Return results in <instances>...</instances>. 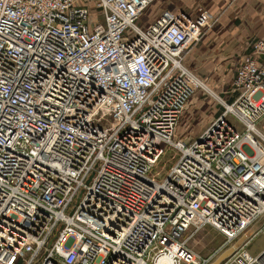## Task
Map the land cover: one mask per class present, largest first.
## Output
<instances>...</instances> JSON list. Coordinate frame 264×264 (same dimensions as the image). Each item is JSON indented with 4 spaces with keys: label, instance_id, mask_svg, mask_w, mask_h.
<instances>
[{
    "label": "built area",
    "instance_id": "1",
    "mask_svg": "<svg viewBox=\"0 0 264 264\" xmlns=\"http://www.w3.org/2000/svg\"><path fill=\"white\" fill-rule=\"evenodd\" d=\"M152 1L0 0V264H211L243 236L216 264H264L247 249L264 233V38L224 109L175 138L203 87L183 55L216 17L165 8L142 29ZM205 225L224 240L203 256L184 234Z\"/></svg>",
    "mask_w": 264,
    "mask_h": 264
},
{
    "label": "rangeland",
    "instance_id": "2",
    "mask_svg": "<svg viewBox=\"0 0 264 264\" xmlns=\"http://www.w3.org/2000/svg\"><path fill=\"white\" fill-rule=\"evenodd\" d=\"M202 6L209 7L210 0H197ZM183 0H153L149 3V6L142 11L141 17L138 19L137 24L145 29L149 21L154 19L160 12V10L165 8H170L173 10L181 9L183 6ZM203 8V7H202ZM225 12V11H224ZM213 16V15H212ZM223 18V20L220 19ZM213 23L210 27L203 30L200 39L197 42L196 48L203 44L204 48L208 50H216L221 54L222 64L214 65L211 74L214 76L211 81L204 79L203 75L196 73L192 67L184 60V63L193 71V73L200 78V81L204 86H199L195 93L190 97L184 111L180 115L174 132L175 138H182L184 140H192L196 137L208 124L209 122L224 108L220 104L221 97L223 100L230 102L231 100V81L234 76V69L239 62L234 61V58L229 54L230 50L236 47L235 43L229 42L230 37H235L234 27L231 22H227L223 11L219 10V15L215 16ZM196 48L192 49L194 51ZM247 48V43L245 44ZM227 55V56H226ZM222 68H221V67ZM217 67V68H216ZM209 89V90H208ZM219 96V97H218ZM230 122H234L237 127L242 130V124L238 122L233 115H227ZM173 150L169 147L161 155L158 163L154 167V170H160V172H165L172 163L170 159V154ZM185 237H188V246H190L194 251L205 256L213 252L219 245L223 242L224 236L219 234L212 227L205 225L204 227L193 232L192 228H189L185 232ZM235 242L226 245L224 248H231ZM223 248V249H224ZM249 252L253 254H258L264 249V233H259L252 238V241L247 246ZM228 250V249H227ZM220 253L216 254V258Z\"/></svg>",
    "mask_w": 264,
    "mask_h": 264
},
{
    "label": "crops",
    "instance_id": "3",
    "mask_svg": "<svg viewBox=\"0 0 264 264\" xmlns=\"http://www.w3.org/2000/svg\"><path fill=\"white\" fill-rule=\"evenodd\" d=\"M183 4L181 9L175 11H184L192 16L197 15L202 10L214 16L219 15L220 9L223 11L227 22L230 21L234 27V41L230 37L229 42L232 40L236 47L231 49L228 55L231 54L236 58L234 59L236 62H240L241 57L251 51V44L255 38H264V0H210V6L206 8L200 5L197 0H183ZM221 17L220 19L223 20ZM246 43L247 48H245ZM197 45H193L183 55V60L196 73H200L204 79L212 82L214 76L211 71L214 65L218 67L219 64H222V56L215 49L208 50L204 48L203 44L196 48ZM194 48L196 49L192 51ZM257 126L264 133V117L259 120Z\"/></svg>",
    "mask_w": 264,
    "mask_h": 264
},
{
    "label": "water",
    "instance_id": "4",
    "mask_svg": "<svg viewBox=\"0 0 264 264\" xmlns=\"http://www.w3.org/2000/svg\"><path fill=\"white\" fill-rule=\"evenodd\" d=\"M243 238H244V236L241 237V238H239V239H237L236 242L234 243V245L231 246L230 249L235 248L236 245H237L239 242H241ZM229 251H230V250H227V249H226V251L222 252L221 255H220L215 261H213L211 264H216V263H217V262H218L223 256H225Z\"/></svg>",
    "mask_w": 264,
    "mask_h": 264
},
{
    "label": "bare ground",
    "instance_id": "5",
    "mask_svg": "<svg viewBox=\"0 0 264 264\" xmlns=\"http://www.w3.org/2000/svg\"><path fill=\"white\" fill-rule=\"evenodd\" d=\"M200 84L205 88V86L200 82ZM206 89V88H205ZM209 90V89H208ZM228 250H231L230 248H228ZM167 262V259L166 258H163L162 260H161V263L162 264H165Z\"/></svg>",
    "mask_w": 264,
    "mask_h": 264
},
{
    "label": "trees",
    "instance_id": "6",
    "mask_svg": "<svg viewBox=\"0 0 264 264\" xmlns=\"http://www.w3.org/2000/svg\"><path fill=\"white\" fill-rule=\"evenodd\" d=\"M231 101V100H230Z\"/></svg>",
    "mask_w": 264,
    "mask_h": 264
}]
</instances>
